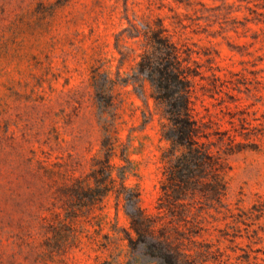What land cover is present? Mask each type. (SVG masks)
<instances>
[{
    "label": "rangeland",
    "instance_id": "1",
    "mask_svg": "<svg viewBox=\"0 0 264 264\" xmlns=\"http://www.w3.org/2000/svg\"><path fill=\"white\" fill-rule=\"evenodd\" d=\"M157 34L189 74L188 146L143 68ZM192 151L177 223L156 206ZM121 181L200 264H264V0H0V264H157Z\"/></svg>",
    "mask_w": 264,
    "mask_h": 264
},
{
    "label": "trees",
    "instance_id": "2",
    "mask_svg": "<svg viewBox=\"0 0 264 264\" xmlns=\"http://www.w3.org/2000/svg\"><path fill=\"white\" fill-rule=\"evenodd\" d=\"M158 47L157 49L164 55V62L160 67L154 65L152 59L146 57L142 60L143 68L146 73L150 75L148 78L152 83H157V88L162 90L165 101H168L171 110L169 109L170 116L168 119L175 124L172 134H163V138L167 140L172 147L178 145L188 146L191 144L194 135L198 129L192 123L189 116L188 96L187 90L189 89L188 72L185 71L186 67L182 65L179 60L177 47L170 43V41L163 36L156 35ZM157 73V74H155ZM175 85V86H174ZM177 95L175 101L171 102L167 99ZM175 168L170 171L167 177L170 183V193L164 191L162 197L159 198L156 208L160 211L167 210L169 216L179 223L184 217L182 212H179V207H184L183 202L184 192L191 186V181L194 177V170L192 165H189V159L192 157L198 159V155L190 152L184 154ZM180 158V157H179ZM203 160L202 158H200ZM195 162L198 173L200 165ZM102 180H96L94 188H90L87 194L88 199L93 198L97 193L99 197L103 198L111 191L107 188L105 180L111 177V167L109 166V155H105L103 162L99 168ZM216 176L213 180V192H218V182ZM89 190V188L87 189ZM127 192V194H125ZM116 199L123 200L125 206V213L127 214L130 222V228L136 234L138 242L144 244L150 256L157 260V264H200L198 260L192 255L181 252L173 240L179 239L178 225L160 224L157 227L158 219L156 215L147 213L140 205L139 194L135 190L128 189L124 186L123 181L120 182L119 188L114 190ZM96 194V195H97ZM128 206V208L126 207ZM173 222V220H172Z\"/></svg>",
    "mask_w": 264,
    "mask_h": 264
}]
</instances>
